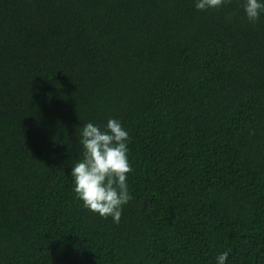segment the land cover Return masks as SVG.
Returning a JSON list of instances; mask_svg holds the SVG:
<instances>
[{
	"label": "trees",
	"instance_id": "obj_1",
	"mask_svg": "<svg viewBox=\"0 0 264 264\" xmlns=\"http://www.w3.org/2000/svg\"><path fill=\"white\" fill-rule=\"evenodd\" d=\"M196 2L0 0V264H264V13ZM109 119L119 223L71 175Z\"/></svg>",
	"mask_w": 264,
	"mask_h": 264
},
{
	"label": "clouds",
	"instance_id": "obj_2",
	"mask_svg": "<svg viewBox=\"0 0 264 264\" xmlns=\"http://www.w3.org/2000/svg\"><path fill=\"white\" fill-rule=\"evenodd\" d=\"M230 0H197L198 10L219 9ZM248 20L258 21L264 13V2L245 0L243 5ZM128 132L120 121L109 119L106 130L89 122L81 131L82 159L71 170L74 192L84 207L101 217H112L120 222L122 207L132 196L127 185V174L132 171L128 161ZM230 251V250H229ZM228 252L217 257V264H225Z\"/></svg>",
	"mask_w": 264,
	"mask_h": 264
}]
</instances>
